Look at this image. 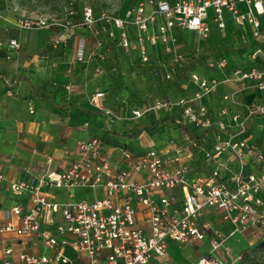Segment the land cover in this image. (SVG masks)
Masks as SVG:
<instances>
[{
	"label": "built area",
	"instance_id": "2783aa9c",
	"mask_svg": "<svg viewBox=\"0 0 264 264\" xmlns=\"http://www.w3.org/2000/svg\"><path fill=\"white\" fill-rule=\"evenodd\" d=\"M209 8L214 9V19L219 27H225L224 11L228 10L237 23L249 22L256 37L261 34L264 0H133L125 16L103 13L97 18L94 9L88 5L83 6L82 14L84 23L89 26L101 19L117 28L119 44L124 48L131 47L129 26H135L141 60L147 63L150 55L145 41L169 43L168 33L174 27L193 30L207 37L210 32L206 21ZM154 23L157 31L146 34ZM17 24L23 29L66 25L57 18L38 16L19 17ZM11 45L17 46L18 42L12 40ZM83 57L84 51L80 49L78 58L82 60ZM183 59L182 53H177L174 58L175 62ZM209 65L223 68L228 65V60H211ZM189 77L199 87L192 98L157 100L155 107L181 106L188 124L207 130L216 127V143L206 156L218 161L224 152L230 151L243 164L245 151L249 148L242 137L246 122L235 115L236 125L230 131L223 120L215 121L211 117L207 106L195 108L193 102L213 90L219 80L197 72H192ZM228 79L252 80L257 88L264 90V70L257 67L237 68ZM103 96L104 92H98L93 102L110 119L120 118L110 108L103 107L100 101ZM29 109L34 112L32 103ZM222 113L225 114L226 110ZM132 114L140 117L142 112L136 108ZM258 114H264V104L249 107V117ZM224 134L228 136L226 139ZM184 142L191 148L200 145L189 133L184 136ZM123 149L122 161H111L100 138L82 139L77 144L81 158L65 170L47 169L31 180L11 181L10 190L18 196L27 195V204L6 210V222L0 231H16L20 236L34 235L52 253L25 251L19 254V263L5 259L3 264H75L67 249L72 250L75 259L82 264H151L154 261L171 264L168 258L170 242L191 245L208 239L213 252L232 251L221 230L208 221H201L207 209L221 211L223 219L231 222L236 230H245L256 223L264 225V211L259 209L262 204L259 194L264 185V150L257 154V162L262 168L260 173L246 174L237 169L229 181L222 179L219 166L210 174L191 175L193 154L183 146L177 147L172 157L154 148L141 154ZM137 175H143L144 179L136 180ZM3 178L0 172V180ZM45 187L64 188L70 192V197L64 201L51 199L44 193ZM100 187L106 192L102 198L87 200L73 196L77 188ZM14 216L21 218L19 226L15 225ZM5 252L11 254L13 249L7 248ZM187 264H220V261L216 255L210 254Z\"/></svg>",
	"mask_w": 264,
	"mask_h": 264
},
{
	"label": "crops",
	"instance_id": "0c3cea01",
	"mask_svg": "<svg viewBox=\"0 0 264 264\" xmlns=\"http://www.w3.org/2000/svg\"><path fill=\"white\" fill-rule=\"evenodd\" d=\"M148 8L150 9L151 6ZM125 14L119 16H125ZM211 15L215 17L213 8H209L206 19L210 27L209 34H213L210 23ZM19 17L10 7L8 0H0V119L2 121L0 172L4 175V178L0 180V227L6 222V210L16 205L25 206L27 204V195L14 194L10 190V182L31 180L39 177L47 169L58 172L65 170L81 158V154L77 152V144L82 139L100 138L104 146H109V150L104 149L109 156L113 155L118 148H128L136 154H141L163 140L158 150L172 157L177 147L183 146L186 150H192L184 142V136L190 131L195 133L194 138L201 146L206 145L207 150L213 149L216 143L217 128L207 130L188 124L181 106L164 109L168 112H177L179 135L168 134L162 139L156 138L159 139L158 142L151 139L144 142L146 137L141 130L130 134L131 126L129 127L128 121L123 118L110 119L93 102L95 94L104 92V96L100 98L103 107L116 112V109L108 106L109 91L102 77L107 55L102 52L95 54L87 45L84 57L80 60L77 54L80 39L73 30L61 31L56 27L23 29L17 24ZM214 17L213 21L217 23ZM260 18L262 31L256 37L254 27L249 22L239 24L230 11H224L225 27L221 28L217 24L218 30L213 34L216 43L220 42L218 36L223 35L222 29L235 27L236 33L239 34L240 40L245 43L247 49L245 48L241 53L232 51L229 57L218 56L215 52H210L207 58L208 63L209 60L226 58L228 65L222 68L211 67L208 64L209 68L205 69L202 76L221 79V81L208 94L193 102L195 108L200 105L207 106L211 117L215 121L223 120L230 131L236 125L233 118L235 115L242 120L248 116V108L251 104H264V90L257 88L254 81L228 79L237 68L257 67L264 70V17ZM111 27L116 32L112 40L117 41L120 46L118 40L120 32L114 26ZM133 29L129 30L130 49L139 52L140 56V43L136 39L137 28L133 26ZM156 31L157 24L154 23L146 34H153ZM168 34L171 38L169 43L152 44L149 40L145 41L150 54V62L147 64H151L155 59H172L177 53L185 54L187 58H190L189 61L199 59L201 53L203 55L204 48L197 50L198 52L189 48L192 41L202 43L205 38L196 31L174 27ZM12 40H16L18 45L12 46ZM103 46L105 44L102 41L100 47L103 48ZM157 52L161 53L159 58L153 56ZM190 67L187 64L183 69L178 91L166 97L185 99L193 97L199 87L189 77L192 72H196V67L192 66L191 69ZM170 70L173 72L174 68L170 67ZM31 103L34 107L33 113L29 109ZM120 105L121 103L118 102L116 108ZM223 110H226L225 114L222 113ZM165 119L164 121H168L171 118ZM251 121H254V118L248 121V128ZM182 125L186 126L189 131L183 129ZM227 137V134H224L223 138ZM128 140L133 147L128 144ZM206 152L192 153L191 175L210 174L215 167L219 166L222 179L231 181V176L239 166L237 156L227 151L220 156L218 161H215L209 159ZM253 157L252 162L250 159ZM49 159H51L50 163H48ZM245 159L248 162L246 167L251 163L254 165L256 163L258 165V167L255 165L256 170L259 173L262 171L255 151L246 153ZM116 160L122 161L121 155ZM135 179L143 180L144 176L137 175ZM76 190L73 193L76 199L92 200L106 195L102 187L80 188L79 192ZM44 193L49 198L58 201H64L70 197V192L64 188L45 187ZM13 221L16 226L21 224V218L18 216H14ZM201 221H208L214 225L221 223L229 228L233 226L231 222L223 219L221 211L212 208L205 211ZM205 241L209 243L208 239L191 245L170 242L169 249L171 243L177 244L178 249L183 250L192 245L201 246ZM7 248H12L13 252L6 254ZM25 251L32 254L52 253L34 235L20 236L16 231H0V264H3L5 259L19 263V254ZM67 254L75 260V264H82L81 261L75 259L72 250L67 249ZM194 258L185 263L169 260L171 264H187L195 260ZM151 264L160 263L154 261Z\"/></svg>",
	"mask_w": 264,
	"mask_h": 264
},
{
	"label": "rangeland",
	"instance_id": "374dc122",
	"mask_svg": "<svg viewBox=\"0 0 264 264\" xmlns=\"http://www.w3.org/2000/svg\"><path fill=\"white\" fill-rule=\"evenodd\" d=\"M8 3L20 17L38 16L49 19L57 18L62 21L66 24L65 26L52 25L50 27H56V29L61 31H66L68 29L73 30L80 39L77 54L80 49L85 52L88 45L95 54L102 52L107 55L102 77L109 91V99L107 100L109 102L108 106L113 107L114 110L116 109L115 114H119L118 116L120 118L129 122V127L131 126L129 131L130 134L141 130L146 137L144 142L150 139L154 142H158L159 139L156 138L159 137L162 139L168 134L179 135V122L176 121L178 118L177 112H168L164 109H158L155 107V102L157 100L166 99L168 98L166 96H172L178 91L177 89L182 77V71L187 64H189V67L191 66L190 69L192 66L196 67L195 71L203 75L205 69L209 68L208 64L211 60H209L208 63L207 58H209L210 52H215L218 56L226 55L229 57L230 52L235 51L241 53L246 48L245 43L240 40L239 34L236 33L235 27L230 29L226 27L222 29L221 32L223 35L218 36L220 42L216 43L213 34L218 30V27L217 23L213 21L214 15H211L210 23L213 34H209L205 37L202 43L192 41L189 47L196 50V52L204 48V53L203 55L201 53L199 59L189 61L190 58H187L186 55L182 53L184 56V61L182 62H175L174 57L167 60L155 59L151 64H147L141 60L139 52L130 48L120 47L117 41L112 40L113 36H116V32L110 24L98 19L92 26H89L84 23L83 19L82 8L85 5L91 6L94 9L97 18L103 13L119 16L125 14L126 10L132 6L133 0H8ZM129 30H134L133 26H129ZM102 41L103 44H105L103 48L100 47ZM153 56H158L159 58L161 53L157 52L153 54ZM170 67L174 68L173 72L170 70ZM220 81L221 79L219 83ZM118 102H120L121 105L116 108ZM251 105L260 106L263 104L258 105L254 103ZM136 108L140 109L142 112L140 117H134L132 114V110ZM119 111L122 112L120 113ZM165 118L171 119L164 121ZM252 118H254V121H251V125L248 128V121ZM160 120L161 122H159ZM242 121L246 122V131L242 137L246 139L249 145V151H245V154L251 151H255V154H258L260 151L264 150V114L251 117L246 116ZM128 144L133 147L129 140ZM162 144L163 140L152 148L159 149ZM104 149L107 151L110 148L108 145H105ZM207 149L206 145L201 146L200 144L198 147H192L190 151L194 154H199L200 152H208L209 150ZM123 151V148H118L116 152L110 156L111 161H117L116 159ZM243 158V164L240 159L237 158L239 164L238 170H242L246 174L255 171L259 173L256 170V166L258 167L256 163V166L254 163H251L246 167L248 162L245 159V155ZM250 160L253 162L254 157ZM78 189L80 188H77V192H79ZM259 197L262 202V204L259 205V209L263 212L264 185L260 190ZM212 226L218 228L226 235V243L232 248L230 253H226L222 250L213 252L211 246L206 241L201 244V246L192 245L183 250H179L177 244L171 243V247L168 251V258L176 263H185L194 257V259H197L196 257L214 254L218 257L220 264H264L263 223H256L242 231L236 230L233 226L229 228L221 223H218V225L212 224Z\"/></svg>",
	"mask_w": 264,
	"mask_h": 264
},
{
	"label": "trees",
	"instance_id": "16d2710c",
	"mask_svg": "<svg viewBox=\"0 0 264 264\" xmlns=\"http://www.w3.org/2000/svg\"><path fill=\"white\" fill-rule=\"evenodd\" d=\"M164 120H166V119H164ZM159 122H161V120ZM182 127H183V129H187L189 131V129L186 126L182 125ZM189 134H191L193 137H195V133L189 131ZM260 211H262V210L260 209ZM263 229H264V226H263Z\"/></svg>",
	"mask_w": 264,
	"mask_h": 264
}]
</instances>
